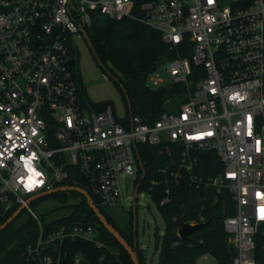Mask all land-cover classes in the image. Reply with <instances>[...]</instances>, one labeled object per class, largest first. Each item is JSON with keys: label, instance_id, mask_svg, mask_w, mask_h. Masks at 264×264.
I'll use <instances>...</instances> for the list:
<instances>
[{"label": "built area", "instance_id": "built-area-1", "mask_svg": "<svg viewBox=\"0 0 264 264\" xmlns=\"http://www.w3.org/2000/svg\"><path fill=\"white\" fill-rule=\"evenodd\" d=\"M94 15L160 33L174 55L146 85L168 87V77L181 85L178 111L146 123L85 100L70 69V37L84 39ZM143 145L178 148L173 170H161L166 188L157 205L183 176L226 190L234 204L223 220L232 264H264V0H0V217L75 175L100 211L128 203L131 212ZM198 151L213 152L221 171L197 172ZM29 214L37 235L23 264H61L66 239L105 247L91 224L46 231ZM72 264L87 263L77 253Z\"/></svg>", "mask_w": 264, "mask_h": 264}, {"label": "trees", "instance_id": "trees-1", "mask_svg": "<svg viewBox=\"0 0 264 264\" xmlns=\"http://www.w3.org/2000/svg\"><path fill=\"white\" fill-rule=\"evenodd\" d=\"M86 35L100 62L105 66L110 64L118 72L117 76H113L122 84L130 104L129 109L126 98L117 85L124 100L126 119L131 114L139 116L146 123H152L164 112L178 111L185 102L186 91L181 85L160 89H152L146 85L148 76L174 55L162 41L159 32L135 21H117L94 15ZM70 69L78 84L80 74L74 57L71 59ZM106 104L109 103L93 105L100 109ZM177 150L178 148L173 145L138 146L140 160L145 170L140 189L148 191L150 189V193L152 189V198L156 205L163 199L166 188L161 170L165 168L173 170L171 162L176 161ZM196 156L200 161L197 172L209 176L221 171V164L213 152L198 151ZM153 182L157 185H153ZM62 184L86 189L84 180L78 175H75V181L69 179ZM168 187L169 201L158 205L164 221V234L158 242V264H196L204 256L213 258L217 264H232L235 253L223 228L224 218L234 213L230 195L225 192L224 197H217L213 201L210 197L213 195L212 192L208 198L204 197L207 190L192 184L186 176ZM74 193L79 199L74 201L71 212L45 223V230L49 231L52 227L62 224L69 227L80 222L88 223L98 230V240L104 243L105 247H97L93 242L82 239H66L61 246V264H72V259L77 253L84 255L87 264H132L126 251L99 224L85 198L77 192ZM58 195L66 200L65 192L51 194ZM91 197L96 203L94 196ZM13 212L1 216L0 225ZM101 212L125 240L132 244V213L129 212L131 216L126 233L117 227L104 210ZM17 218L0 232V264H23V250L37 235L36 223L31 217L26 223L15 226ZM187 223L201 224V227L186 239H180L177 232ZM113 250L117 251V256ZM138 255L140 263L144 264L139 251Z\"/></svg>", "mask_w": 264, "mask_h": 264}, {"label": "rangeland", "instance_id": "rangeland-1", "mask_svg": "<svg viewBox=\"0 0 264 264\" xmlns=\"http://www.w3.org/2000/svg\"><path fill=\"white\" fill-rule=\"evenodd\" d=\"M70 45L72 48V56L76 59V64L79 71L78 87L82 92L85 100L93 104L109 103L114 107L117 117L120 119L126 118V108L121 92L118 89L117 83L109 75L106 79L102 78V73L111 72V75H118V72L110 64H107V71H104L95 61L84 39L78 37H70ZM160 67L158 68V70ZM118 80V79H117ZM167 86L172 85L171 78L166 79ZM162 88V87H161ZM160 89V88H157ZM169 112V111H167ZM204 187L207 190L204 197H209L212 192L213 201L217 197H224L226 190L217 192L210 187ZM133 189L132 179L128 181L129 193ZM66 200H63L61 195L48 196L37 200H33L28 204V208L21 211L17 218L15 226L26 223L30 219L29 210L32 211L37 219L45 224L51 222L55 218L63 215H68L72 210V205L79 196L72 191L65 192ZM129 204L127 203L124 209L113 208L107 214L113 219L117 227L128 232V223L130 213L127 211ZM164 234V221L161 217L158 205L154 202L152 194L141 188L137 193L136 199V243L137 250L141 254V259L144 264H158L159 261V246L158 242ZM98 239V230L95 235ZM117 256V251L113 250Z\"/></svg>", "mask_w": 264, "mask_h": 264}, {"label": "water", "instance_id": "water-1", "mask_svg": "<svg viewBox=\"0 0 264 264\" xmlns=\"http://www.w3.org/2000/svg\"><path fill=\"white\" fill-rule=\"evenodd\" d=\"M84 35V40L89 48V51L91 52L92 56L94 57L96 63L104 70L107 71V68L105 65H103L100 60L96 57L94 49L86 35V33L83 34ZM107 74L115 80V82L117 83V85L121 88L122 93L124 94L126 101L128 103V108L130 109V104L128 102V98L126 96L125 90L123 89L122 84L113 76L111 75V72L107 71ZM131 114H129V118L131 119ZM138 165L139 168L141 170V176L139 179V182H141L144 177H145V170L143 168V164L140 160H138ZM138 187L139 184H137L135 190H134V194H133V201H132V206H131V213H132V244H129L125 238L120 234V232L118 230H116L106 219V217L103 215V213L100 211V209L95 205V203L93 202L92 197L90 196V194L77 186H72V185H65V186H60L57 187L51 191L42 193V194H38L34 197H31L27 203L36 200L38 198H42L57 192H67V191H72V192H77L79 194H81L86 202L88 207L92 210V212L94 213V215L96 216V218L98 219L99 224L102 226V228H104L120 245L121 247L126 251V253L128 254L132 264H141L140 263V259H139V255H138V251H137V243H136V199H137V191H138ZM23 207L18 208L16 211H14L12 213V215L7 218L4 223H2L0 225V232L2 230H4L10 223H12L17 216L21 213ZM201 227V224H184L183 226H181L177 232L178 236L180 239H186L187 237H189V235H191L193 232H195L196 230H198ZM87 263V262H86ZM196 264H217V262L210 257L204 256L202 258H200Z\"/></svg>", "mask_w": 264, "mask_h": 264}]
</instances>
